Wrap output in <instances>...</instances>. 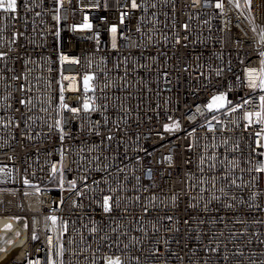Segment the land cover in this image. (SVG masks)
<instances>
[{
  "label": "built area",
  "instance_id": "1",
  "mask_svg": "<svg viewBox=\"0 0 264 264\" xmlns=\"http://www.w3.org/2000/svg\"><path fill=\"white\" fill-rule=\"evenodd\" d=\"M128 2L27 0L25 10L18 0L16 20L0 13L4 264H46L50 254L57 264H104L105 256L125 264H264V173L255 171L264 157L253 152L264 125L244 118L260 110L262 93L249 88L246 70L264 60V0L250 8L245 0L240 8L235 0H137L134 11ZM85 22L90 30H74ZM85 74L95 76L87 93L95 110L60 109L61 86L64 103L82 106ZM21 83L31 91L21 92ZM220 93L232 104L208 111ZM174 121L180 129L165 132ZM59 244L63 256L55 255Z\"/></svg>",
  "mask_w": 264,
  "mask_h": 264
},
{
  "label": "snow or ice",
  "instance_id": "2",
  "mask_svg": "<svg viewBox=\"0 0 264 264\" xmlns=\"http://www.w3.org/2000/svg\"><path fill=\"white\" fill-rule=\"evenodd\" d=\"M58 2H60V0H58ZM230 2H232V0H230ZM252 4V0H245V7L250 8ZM127 7L130 8V10H137L141 7V5L137 2V0H129L128 4L126 5ZM235 6L237 8H240V0H235ZM23 7L25 8V10L28 9V3L27 0H23ZM104 7H107V5L105 4ZM216 8H223V3L222 2H217L215 4ZM18 8H19V4H18V0H0V13H4V14H8V16L12 19V20H16L18 18ZM58 11V10H57ZM37 16L40 15V13H36ZM125 15H128V13L126 12H121L120 14V23L123 24L124 23V17ZM53 19H55L56 21H59L60 17L59 15H55L53 17ZM80 27L82 29H88L90 30L92 28V24L85 22L80 26H73L74 30ZM184 29L187 30L188 25L185 24ZM139 30V29H137ZM255 30V29H253ZM109 31L112 33V37H113V43H112V47L116 48V35L118 32L117 26L116 25H112L109 29ZM21 35V33H17V36ZM60 33L59 31L55 32V36L59 37ZM98 35V34H97ZM260 38H261V42L264 43V31L261 32L260 34ZM184 39L187 40L188 37L184 36ZM177 44L181 43L180 38H177L175 41ZM13 43H15V39L13 40ZM7 54L0 52V59H3ZM260 55L262 57H264V51H262L260 53ZM66 57H64L63 55L60 56V62L61 65H63V62L65 61ZM74 63H79L78 60L73 61ZM220 72L217 71V75H219ZM246 75L249 81V88L255 92L257 89L260 90V92L262 93L259 96V101H260V110L256 111L255 113L253 112H245V116L244 118L248 121V126H251L253 123L258 124V125H264V60H261L260 63V67L259 70H257L256 68H248L246 70ZM61 77L62 79H67L70 81H75V77L74 76H63V72L61 71ZM14 80H24L27 81L28 77L27 75H14L13 76ZM95 80V76L92 74H85L83 76V91L85 93V98L83 101V104L81 107H72L69 106L68 104L64 103V96H63V86H61V95H60V104L59 107L62 110H67L70 111L72 113H79L81 111L87 113V112H91L95 110L94 107V101L91 99V97L87 96V93L89 92H94L95 91V87L93 85V81ZM69 88H72V90H76L78 91L79 89L77 88H73L72 84L69 85ZM19 90L21 92H30L31 88L26 87V85L24 83H21L19 85ZM5 100H7V97H4ZM19 104L21 105H27L31 103V100H26V99H19ZM250 103V100L248 99H244L243 100V104H248ZM232 104V101L228 99V96L226 93H220L219 95H213L210 102L207 103L206 107L208 109V111H219L221 109H224L225 107L229 106ZM243 104L240 105H235L233 107H231V111H237L238 108L243 107ZM42 111H46V109H41ZM17 111H19V109H17ZM29 111H31V109H29ZM197 111H199V109H197ZM255 118V119H253ZM28 119H31V117H28ZM171 119V117L169 118ZM213 119H215V117H213ZM211 124V122H209ZM7 126V125H5ZM55 128L59 129V134H60V139L63 140L64 139V128L62 125V120H56L55 124L53 125ZM50 126V127H53ZM16 127H19V124L16 125ZM181 125L179 123V121H174L171 125L169 124H165L164 125V131L165 132H174V131H178L180 129ZM203 127V126H202ZM255 149H253V152L259 156V157H264V143H262V141H264V128H262L260 131L255 133ZM109 139H111V137H108ZM237 147H239V145H237ZM256 149H260V151H256ZM170 159V158H169ZM212 159H215V157H212ZM201 162H204V158H201ZM251 171V169H250ZM255 171L257 173H264V161L259 162L258 166L255 167ZM57 172H59L60 176H61V186H63V168L61 166V168H57L56 165L54 164L52 166V173L53 175H55ZM233 184H235V181H232ZM24 184L25 185H29L31 187H35V190L39 193L41 190L38 186H34L30 184V181L25 178L24 179ZM70 185L72 187L76 186V181H70ZM221 192H223L224 190L221 188L220 189ZM233 199H235V197H233ZM112 200V197L110 196H105L103 198V203H102V207H103V211L105 213H109L112 210V206L110 201ZM229 207H231V205H228ZM49 219L51 220L52 225L55 227L56 223H57V217L56 216H50ZM169 220H171V217H168ZM185 223L187 224L188 221L186 220ZM25 227H27V225H25ZM65 231H67V226L65 224ZM93 231H95V229H93ZM32 239H38L37 236L33 235ZM48 243L49 245H53V240L52 237L49 236L48 237ZM212 251H216V249H212ZM63 252H64V246L63 244H59L58 248L55 252V255H59V256H63ZM104 264H125L124 260L121 259L120 256H105L104 258ZM29 264H33L32 261H29ZM46 264H57V261L53 259L52 254H50L47 258V262ZM60 264H63V261H60Z\"/></svg>",
  "mask_w": 264,
  "mask_h": 264
},
{
  "label": "bare ground",
  "instance_id": "3",
  "mask_svg": "<svg viewBox=\"0 0 264 264\" xmlns=\"http://www.w3.org/2000/svg\"><path fill=\"white\" fill-rule=\"evenodd\" d=\"M3 220V219H1ZM2 230V228L0 227V231ZM9 252L7 251H1L0 249V264H4L5 260H6V257L9 258Z\"/></svg>",
  "mask_w": 264,
  "mask_h": 264
}]
</instances>
